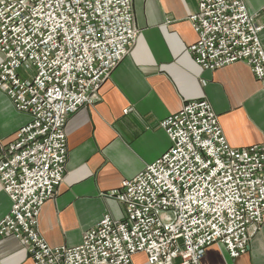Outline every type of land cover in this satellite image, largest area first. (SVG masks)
<instances>
[{
	"label": "built area",
	"instance_id": "1",
	"mask_svg": "<svg viewBox=\"0 0 264 264\" xmlns=\"http://www.w3.org/2000/svg\"><path fill=\"white\" fill-rule=\"evenodd\" d=\"M264 17V7L259 11ZM242 0H197L188 51L207 71L243 62L262 85L264 23ZM131 0H0V91L29 116L0 148V186L11 207L0 239H17L33 264H197L212 244L243 255L264 223V151L230 147L210 104L194 100L160 123L168 150L106 196L104 215L75 247H50L37 229L41 206L61 185L65 124L134 45Z\"/></svg>",
	"mask_w": 264,
	"mask_h": 264
},
{
	"label": "crops",
	"instance_id": "2",
	"mask_svg": "<svg viewBox=\"0 0 264 264\" xmlns=\"http://www.w3.org/2000/svg\"><path fill=\"white\" fill-rule=\"evenodd\" d=\"M242 1L263 24L264 0ZM196 6L197 0H131L134 45L98 88V100L80 107L65 124L64 178L38 214V232L50 247L79 245L104 215L122 220L123 204L106 195L168 150L160 123L189 101L210 104L230 147L255 145L264 151V93L249 67L236 62L203 70L188 51L197 39L190 22ZM259 40L264 50V28ZM28 121L0 91V148ZM10 207L0 186V220ZM0 264L33 262L17 239L6 237L0 239ZM133 264L148 263L139 253ZM197 264H264V223L243 255L230 258L222 245L212 244Z\"/></svg>",
	"mask_w": 264,
	"mask_h": 264
}]
</instances>
